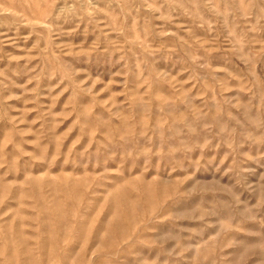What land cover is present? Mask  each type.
Masks as SVG:
<instances>
[{
  "label": "rangeland",
  "instance_id": "rangeland-1",
  "mask_svg": "<svg viewBox=\"0 0 264 264\" xmlns=\"http://www.w3.org/2000/svg\"><path fill=\"white\" fill-rule=\"evenodd\" d=\"M0 264H264V0H0Z\"/></svg>",
  "mask_w": 264,
  "mask_h": 264
}]
</instances>
